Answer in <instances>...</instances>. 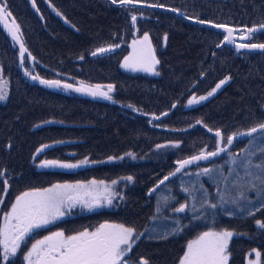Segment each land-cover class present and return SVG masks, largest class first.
Returning <instances> with one entry per match:
<instances>
[{"label":"trees","instance_id":"1","mask_svg":"<svg viewBox=\"0 0 264 264\" xmlns=\"http://www.w3.org/2000/svg\"><path fill=\"white\" fill-rule=\"evenodd\" d=\"M47 1L67 23L42 0H35V6L29 0H7L28 49L24 68L46 80L85 76L86 80L112 84V100L91 99L26 79L19 69L18 47L0 24V69L8 79L9 89L7 100L0 103V200L4 181L9 186L0 206V218L21 192L48 187L59 176H66L65 181H78L88 179L81 177L87 175L107 182L131 176V184L118 206L74 212L55 222L56 227L67 217L80 223L93 218L97 223L112 220L133 226L144 235L135 242L130 258L136 261L143 257L149 264H176L188 241L205 231L227 229L234 232L228 245L227 264H246L248 253L253 250L260 253V262L264 264V229L255 224L257 219L264 221V208L258 203L264 201V196L246 192L254 205L249 206L253 216L236 211L232 203L219 204V193H224L229 201L238 199L240 186L247 188L246 182L251 179L246 171H259L254 166L247 170L241 166L249 154L241 150L255 151L264 145V138L252 145L250 137L235 140L225 153L185 169L148 195L152 186L174 170L177 160L202 150L212 151L217 146V138L209 128L220 130L227 137L264 122V52L236 53L230 46H220L222 31L185 21L158 8L121 6L111 0ZM141 3L163 5L191 18L234 28L264 24V0ZM132 15L137 16L135 25L131 23ZM145 32L158 45L163 35L167 37L166 46L159 53L157 76L128 73L119 66L130 39ZM246 42L264 43V31L254 33ZM112 44L120 47L96 56L91 54ZM29 52L31 57L27 56ZM225 77L230 79L213 96L197 105H186L190 96L205 95ZM162 113L166 115L150 119V115ZM165 143H175L177 147L159 158L100 163L128 153L142 156ZM43 145L49 147L37 151ZM34 153H39L37 158ZM42 158H88L95 164L75 171L37 169L35 164ZM250 158L254 165L264 158V153L256 151ZM206 167L213 171L192 176L194 184L184 178ZM185 187L189 192L183 191ZM205 192L210 203H217L216 209H200L199 201ZM186 201L190 207L185 213L172 211ZM193 204L197 208L195 213L191 211ZM157 207L162 211L156 212ZM229 210L236 214L227 215ZM193 215L201 218L192 220ZM154 216L160 219H153ZM173 217H179L186 227L167 239L159 238L176 227ZM154 225L160 229L150 239L145 229ZM22 251L21 247L15 264L21 263Z\"/></svg>","mask_w":264,"mask_h":264},{"label":"snow or ice","instance_id":"2","mask_svg":"<svg viewBox=\"0 0 264 264\" xmlns=\"http://www.w3.org/2000/svg\"><path fill=\"white\" fill-rule=\"evenodd\" d=\"M33 6H35V0H32ZM142 0H111L112 4H119L121 6L129 4H138ZM163 7V5H156ZM38 11V9H37ZM173 11H177L173 9ZM60 14V13H58ZM12 16L7 7V0H0V24H3L7 30L11 39L19 45V57L21 63L25 60V53L28 49L25 47L23 41V34L21 26L16 22L15 18L9 21ZM131 23L135 25L137 22V16H131ZM191 19V18H190ZM199 23H210L208 21L198 20ZM214 27L223 29L226 35L223 37V41L229 43H235L233 38L234 32H241L242 39H248L251 35L257 31L264 30V24H260L254 27H245L236 29L229 27L226 24H215ZM167 37L165 36V40ZM238 49H260L264 50V43H240L236 45ZM120 47L119 44H112L107 47H99L91 54L96 56L97 54H103L111 52L113 49ZM132 51L123 58L121 67L131 69L133 71L142 70L145 72H155L156 65L160 61L156 58L154 50L152 48L149 34L145 32L142 37L133 39L131 42ZM31 57V53H28ZM83 58V57H81ZM34 59V58H33ZM2 73V69H0ZM26 75L31 76L33 80H39L40 84L47 85L48 87L71 89L72 84L62 83L60 80H46L40 78L38 75H32L26 71ZM158 74V73H157ZM230 77H225L220 80L207 93V95L193 97L188 100V104H197L201 101L207 100L213 96L217 90H219ZM7 81L0 75V101L7 98ZM104 88L107 91L103 90ZM114 85L108 84L102 85H85L81 82L79 87L74 90L76 92L87 93L93 97L101 96L108 100H112L110 93L113 91ZM172 107H175L173 105ZM166 115V113L164 114ZM201 123V121H197ZM208 131H213L211 128ZM217 139V147L215 151L204 152L203 150L198 155L191 156L189 158L177 161L178 167L174 172L168 176H164L159 181L160 185H163L165 181L169 180L170 176H175L176 173L181 172L186 165H190L195 161L207 160L210 157H216L219 154L226 151L225 147H220V143L224 142L226 145H232L237 137L247 136L249 145L260 141L264 138V122H260L255 126L247 129L245 132H237L232 135L223 137L220 130L215 132ZM49 147L43 145V148ZM157 149L164 148L166 145H157ZM248 151V157L242 161V167L246 170L249 167L254 166L258 169V172L246 171V175L251 179L248 180L247 188L240 186L238 199L226 200L224 193H219V204L232 203L236 205V211L246 213L248 216H253L254 212L249 207L253 205L252 200L246 195L247 191H253L257 197L264 196V158H261L259 163L253 165L251 156L256 155V151L264 153V146L257 148L255 151L249 149H242ZM126 155L134 157L133 153ZM235 155V154H233ZM109 160L117 159L116 157H108ZM95 163V161H89L87 158L78 161L77 163H66L58 160H44L40 162L42 167H58L62 169H75L82 165ZM232 163L235 164L236 160L233 159ZM234 169H229V172ZM202 174H210L213 169L204 168L201 170ZM125 179L131 181L133 177L128 176ZM225 179H227L225 177ZM117 181H111V185L106 184L104 181L90 180L87 182L77 181L75 183H54L50 187L46 188H34L21 192L15 197V201L11 204L10 210L3 214V223L0 224V261L3 264H15V260L18 257V252L22 245H26L27 241L34 236L35 233L42 229H47L54 222L60 220L67 214H70L72 210L80 205L82 208L92 210L103 206L104 204L112 205L113 200L118 195L114 192L112 185H116ZM233 183H236L234 181ZM5 187L2 191L7 192V181H4ZM159 185L150 189V194L156 191ZM200 189H196L199 191ZM184 192H189L187 187L183 188ZM122 198V197H121ZM165 201L168 197L164 198ZM193 200H196L195 196H192ZM239 200L244 201V204H240ZM2 202V200H0ZM200 209H205V206L210 209H216L217 203H210L209 194L207 192L200 198ZM260 208H264V201H258ZM189 203L186 201L179 205V207L173 208L174 213H185L189 210ZM259 210V209H257ZM161 208L157 207L156 212H161ZM191 211L195 213L197 208L193 204ZM227 215H235L236 212L229 210ZM203 215V211H201ZM200 216L193 215L192 220L200 219ZM153 219H160L159 216H154ZM176 227L169 230L167 234L159 236L161 239H167L168 235L178 234L182 231L186 225L180 223L179 217H173ZM255 224L264 229V221L255 220ZM153 228L149 227L145 229V232H152ZM144 235V233H137L133 226H126L123 223H101L94 230H88L85 228L83 231L76 232L74 234L66 235L64 231H53L48 235L43 236L40 239H36L28 248L27 252L23 254L22 264H131L130 253L137 240ZM234 233L227 229L221 231L209 230L200 233L195 239L188 241L186 250L183 256L179 260V264H227L228 261V245L230 239ZM149 238H153L151 235ZM259 258L260 253L256 252ZM139 264H149L147 259L140 258ZM249 264H259V260L249 261Z\"/></svg>","mask_w":264,"mask_h":264},{"label":"rangeland","instance_id":"3","mask_svg":"<svg viewBox=\"0 0 264 264\" xmlns=\"http://www.w3.org/2000/svg\"><path fill=\"white\" fill-rule=\"evenodd\" d=\"M30 2H32V0H29ZM43 1V4L48 8V9H50L55 15H58V16H60L61 17V19L65 22V23H67V21H66V19L61 15V13L56 9V7L51 3V2H49V1H47V0H42ZM154 8V7H153ZM58 13H60V14H58ZM13 17L11 16L10 18H9V21H11V19H12ZM3 25V24H2ZM4 27V26H3ZM250 27H253V26H250ZM241 28H243V27H241ZM241 28H236V29H241ZM5 29V28H4ZM6 30V29H5ZM7 31V30H6ZM264 31V30H263ZM223 32V31H222ZM258 32H261V31H258ZM237 33L238 34H241V32H239V31H237ZM144 34V33H143ZM143 34L142 35H140L139 37H134V38H132V39H130V41H129V43H128V50L126 51V53L122 56V58H121V61H120V68L122 69V70H124V71H126V72H128V73H141V74H145V75H149V76H157V75H159V64L158 65H156V71L155 72H145V71H142V70H137V71H133V70H131V69H126V68H123V67H121V65H122V63H123V58L125 57V56H127L131 51H132V49H131V42H132V40L133 39H137V38H140V37H142L143 36ZM223 37H224V35H225V32H223ZM11 37V36H10ZM150 37V36H149ZM222 37V38H223ZM150 40H151V37H150ZM246 40L247 39H245V42H246ZM166 41H167V39L165 40V36L163 35L162 36V38H161V44H154L153 43V41L151 40V44H152V48H153V50H154V53H155V56H156V58L159 60V57H160V55H159V53H160V51H161V49H163L165 46H166ZM15 43V42H14ZM250 43V42H249ZM15 45H16V43H15ZM17 46V45H16ZM221 46V45H220ZM18 47V46H17ZM232 48V47H231ZM248 52V51H247ZM236 53H238V52H236ZM98 55V54H97ZM25 56H26V54H25ZM28 56V55H27ZM160 61V60H159ZM29 71V70H28ZM30 72V71H29ZM158 73V74H157ZM0 75H2V77L7 81V88H6V91H7V97H8V94H9V89H8V79H7V77H5L2 73L0 74ZM66 79H68V80H71V82H67V83H71V84H74V85H78V86H80L81 85V82H84V84L85 85H88V86H91V85H102V86H106V85H108V84H105V83H98V82H96V81H92V80H86L85 79V76H83V78H81V77H79V78H77V77H67ZM60 80V79H59ZM62 80V79H61ZM68 80H65V81H62V82H66V81H68ZM57 89H59V90H61V91H63V92H72L71 90H69V89H64L63 87H60V88H57ZM103 90H105V91H107V89L106 88H104ZM211 91V90H210ZM209 92V91H208ZM112 93H113V91L110 93V95L112 96ZM205 95H207V93L205 94ZM202 96H204V95H202ZM101 97V96H100ZM193 97H199V96H196V95H192V96H190L189 98H188V100L189 99H191V98H193ZM101 98H104V97H101ZM105 100H108V99H106V98H104ZM7 100V98L5 99V100H3V101H0V103H4L5 101ZM188 100H187V103H186V105L187 106H194V105H197V104H199V103H201V102H203V101H201V102H199V103H197V104H192V105H189L188 104ZM109 101H111V100H109ZM216 131V130H215ZM213 132L214 131H212V134H213ZM214 135V134H213ZM217 138V137H216ZM224 138H226V137H224ZM218 139V138H217ZM264 143V142H263ZM171 144H172V146H171ZM225 143L223 142V145H224ZM160 145H166V147H164V148H160V149H157V147H155L154 149H152V151H150V152H148L147 154H144V155H142V156H136V155H134V157L135 158H133L132 156H129V155H124V156H120L119 158H117V159H113V160H109V159H106V160H104V161H101L100 163H106V162H121V161H123V160H128V162H130V161H135V160H148V159H153V158H159L160 156H162L164 153H167L169 150H175V148L177 147L176 146V144L175 143H165V144H160ZM215 145H216V143H215ZM264 146V145H263ZM215 148H216V146H214ZM214 148V149H215ZM213 149V150H214ZM163 151V152H162ZM226 152V151H225ZM224 152V153H225ZM35 154V155H34ZM33 155H34V157L35 158H37V154H39V153H34ZM73 156V155H72ZM43 159V160H42ZM42 159H40L38 162H36V164H35V166H36V168L37 169H40V168H53V169H59V170H64V171H75V170H77V169H81V168H83V167H86V166H90V165H92V164H95V163H89V164H85V165H82V166H80V167H78V168H75V169H62V168H58V167H42V166H40V162L41 161H44V160H57V159H44V158H42ZM84 158H81V159H75V160H69V159H66V160H58V161H61V162H66V163H77L78 161H80V160H83ZM88 159V158H87ZM180 160H182V159H180ZM89 161H91V160H89ZM177 161H179V160H177ZM177 161H176V166H177ZM176 166H175V168H176ZM174 168V169H175ZM207 168V167H206ZM204 169V168H203ZM210 169V168H209ZM202 170V169H201ZM201 170H199V171H194V174H188L187 176H185L184 178L186 179V180H188L189 182H191V183H195V179H194V177H192V176H198V175H200L201 173H202V171ZM82 178H88V179H86V180H78V181H83V182H87V181H90V180H97V181H104L106 184H108V185H111V181H109V182H107L105 179H96V178H93L92 176H87V175H83V176H81ZM126 177H122V178H119V180L117 179V180H115V181H117V183H116V185H112V188H113V190H114V192L115 193H117L118 195L116 196V198L113 200V203H112V205H107V204H104L103 206H101L100 208H107V207H109V208H115L116 206H118L120 203H121V201H123V199H124V191L130 186V184H131V181H129V180H127V179H125ZM64 179H66V176H59L58 178H57V180L58 181H56V182H54V183H64V182H69V183H75V182H77V181H72V180H70V181H65ZM54 183H52V184H54ZM51 184V185H52ZM51 185H49L48 187H50ZM46 188V187H45ZM3 194V193H2ZM2 197V196H1ZM122 197V198H121ZM183 203H185V202H183ZM182 204V203H181ZM179 207V206H178ZM10 210V207L5 211V212H3L2 213V216H1V218H0V224H2L3 223V214L4 213H6V212H8ZM85 211H89L88 209H85V208H82L80 205H77L76 206V208L74 209V210H72L71 211V213L70 214H67V215H71V214H74V212H76V214L78 213V212H85ZM111 215L113 216V214L111 213ZM66 216V215H65ZM65 216L64 217H62L63 219L65 218ZM111 218V217H110ZM64 221V223H61V225H62V227H60L61 225H59L58 227H56V223L54 222V227H50V228H47L46 230H43L42 229V231L41 232H37V233H35L34 234V236L32 237V238H30L28 241H27V243H26V245L24 246V245H22V249H23V251L21 252V263L20 264H22V258H23V254L24 253H26L27 252V250H28V248H30V246H31V244L36 240V239H40V238H42L43 236H45V235H48L50 232H53V231H60V230H62V231H64L65 232V234L66 235H70V234H74V233H76V232H79V231H83L85 228H87L88 230H94L96 227H98L101 223H104V222H109V223H118V222H116V221H112V220H108V221H101V222H96V219L94 220L93 218H90L89 220H87V221H85V222H83V223H80L79 222V220H69L68 219V217L65 219V220H63ZM57 222V221H56ZM61 222V221H60ZM162 222H165V221H162ZM161 222V223H162ZM74 226H76V228L75 229H72ZM126 226H128V225H126ZM159 226H155L154 225V231L155 230H158V229H160V228H158ZM136 229V228H135ZM136 231H137V229H136ZM154 231H152V232H149V233H147V236H154L153 235V232ZM234 233V232H233ZM148 234H150V235H148ZM186 250V249H185ZM184 250V251H185ZM132 251V250H131ZM184 251H183V253H184ZM183 256V254L180 256V258ZM228 256H229V254H228ZM180 258L179 259H177L176 261H175V263L176 264H179V260H180ZM259 260V264H261V262H260V257L258 258L257 257V255H256V251L255 250H253V251H251L250 253H248V255H247V259H246V264H249V261H256V260ZM139 260L140 259H137L136 261H133L131 258H130V261H131V264H139ZM133 261V262H132ZM23 264H26V262H23Z\"/></svg>","mask_w":264,"mask_h":264},{"label":"water","instance_id":"4","mask_svg":"<svg viewBox=\"0 0 264 264\" xmlns=\"http://www.w3.org/2000/svg\"><path fill=\"white\" fill-rule=\"evenodd\" d=\"M132 5H137V6H142V7H154V8H158V9H161V10L169 11V12H172V13L176 14L178 17H180L181 19H183V20H185V21H188V22H191V23H194V24H198V25L207 26V27H210V28H213V29H216V30H220V31L225 32L223 29H219V28L214 27L215 23L210 22V23H204V24H201V23L198 22V20H201V19L188 17V16L184 15L181 11H179V10H177V9H176L177 11H173L174 8H170V7H166V6L159 7V6H156V5H150V4H146V3H138V4H132ZM190 18H191V19H190ZM203 21H205V20H203ZM229 27H232V26H229ZM253 27H254V26H253ZM233 28H234V27H233ZM243 28H245V27H243ZM260 31H263V30H260ZM257 32H258V31H257ZM225 35H226V32H225ZM241 35H242V34H238L237 32H234V34H233V38H234V40H235V43L225 42V41H223V39H222L221 42H220V45H227V46H230V47H232V48L235 50V52H241V51H248V52H264V50H260V49H255V50H251V49H238L237 46H236L237 44H240V43H248V42H245V39H242V38H241ZM16 45L18 46V50H19V45H18V44H16ZM18 65H19V69H20L21 73L23 74V76H24L26 79H28V80H30V81H33V82L36 81V80L31 79V76L25 74L26 69L24 68L23 63H21V60H20V57H19V53H18ZM54 80H59V79H54ZM60 81H61V80H60ZM61 82H62V81H61ZM62 83H67V82H62ZM68 84H71V83H68ZM72 85H73V88H71V89H69V90H71V91H73V92H75V93L81 94V95H83V96H88V97L91 98V99H100V98H101L100 96L93 97V96H91V95H89V94H87V93L76 92L74 89H75L76 87H79V86H78V85H74V84H72ZM164 114H165V113H162V114H160L159 116H156V115H150V119L157 118V117H162V116H164ZM245 131H247V130H244V131H241V132H245ZM215 132H216V131L213 132L214 135H215ZM215 136H216V135H215ZM241 138H247V136L237 137L235 140H238V139H241ZM235 140H234V141H235ZM219 146H220V147H225V148H226V151L231 147V145H226V144L223 145L222 142L220 143ZM216 147H217V146H216ZM215 149H216V148H215ZM215 149H214L213 151H215ZM205 153H206V152H205ZM223 153H224V152H223ZM223 153H221V154H223ZM198 154H200V153H197V154H194V155H198ZM221 154H219L218 156H220ZM194 155H192V156H194ZM218 156H216V157H210V158H208L207 160L195 161V162H193V163L190 164V165H186V166L184 167V169L181 170V172L184 171L185 169H187V168L193 166V165L199 164V163H201V162H206V161H209V160H213V159L217 158ZM189 157H191V156H189ZM189 157H186V158H189ZM186 158H183V159H186ZM183 159H182V160H183ZM177 167H178V164H177L176 168H177ZM176 168H175V169H176ZM175 169H174L172 172H174ZM172 172H170V173H172ZM181 172L176 173L175 176H170V177H169V180H171L172 178L176 177V176L179 175ZM170 173H169V174H170ZM169 174H167L166 176H168ZM163 178H164V177H163ZM163 178H162V179H163ZM162 179H161V180H162ZM169 180H168V181H169ZM159 181H160V180H159ZM159 181H158L154 186H152L150 189H153V188L156 187L157 185H159V187L162 186V185L159 184ZM166 182H167V181H165V183H166ZM6 187H7V191H8V189H9L8 183H7ZM159 187H158V188H159ZM158 188H156V191H157ZM150 189H149V190H150ZM156 191L152 192L151 194H150V192L148 191V195H152V194H154ZM6 194H7V192H3L2 197H1L2 202H3V200H4L5 196H6ZM2 202H0V206H1Z\"/></svg>","mask_w":264,"mask_h":264}]
</instances>
